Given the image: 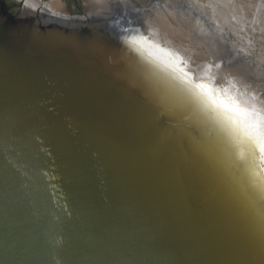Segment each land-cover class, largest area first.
<instances>
[{
    "label": "bare ground",
    "instance_id": "6f19581e",
    "mask_svg": "<svg viewBox=\"0 0 264 264\" xmlns=\"http://www.w3.org/2000/svg\"><path fill=\"white\" fill-rule=\"evenodd\" d=\"M14 1L21 6L0 88L12 91L32 67L52 76L36 92L44 96L37 110L44 139L33 141L43 155H22L32 169L34 161L41 166L26 177L31 183L14 211L33 253L52 247L56 264H264V184L234 166L221 124L159 67L186 73L218 95L226 89L264 112V87L233 75L264 82L261 70L241 61L228 71L220 49L213 57L218 35L207 48L192 47L191 65H181L197 38L186 11L205 13L203 6L196 0L177 6L176 0ZM221 1L212 16L257 20L255 58L264 66V0ZM210 49L200 70L198 56ZM89 55L93 66L79 61ZM198 70L204 76L196 80ZM257 174L264 177V169Z\"/></svg>",
    "mask_w": 264,
    "mask_h": 264
},
{
    "label": "water",
    "instance_id": "95a60500",
    "mask_svg": "<svg viewBox=\"0 0 264 264\" xmlns=\"http://www.w3.org/2000/svg\"><path fill=\"white\" fill-rule=\"evenodd\" d=\"M17 5L21 6V2L0 0V68L11 44ZM79 61H89L93 66L92 55L79 58ZM48 74L45 78L42 68L32 67L12 91L0 88V264H56L52 257L54 248L45 245L43 253L37 257L27 246L14 212L15 206L24 198V189L31 183L26 177L33 178L37 166H41L34 161L32 169L23 162L22 155L28 152L39 158L43 155L39 150L41 144L34 142L33 138L44 139L37 119L38 106L44 96L38 97L36 92L38 88L43 91L47 81H52L51 73ZM2 167H7V172L3 173Z\"/></svg>",
    "mask_w": 264,
    "mask_h": 264
},
{
    "label": "snow or ice",
    "instance_id": "6c2138e0",
    "mask_svg": "<svg viewBox=\"0 0 264 264\" xmlns=\"http://www.w3.org/2000/svg\"><path fill=\"white\" fill-rule=\"evenodd\" d=\"M159 67L169 72L191 101L201 105L221 124L230 141L234 166L245 170L254 184H264V177L257 174L258 168L264 169V112L226 95V89L219 90L218 95L214 87L186 79V73L181 76L167 65Z\"/></svg>",
    "mask_w": 264,
    "mask_h": 264
},
{
    "label": "rangeland",
    "instance_id": "374dc122",
    "mask_svg": "<svg viewBox=\"0 0 264 264\" xmlns=\"http://www.w3.org/2000/svg\"><path fill=\"white\" fill-rule=\"evenodd\" d=\"M85 1H88L90 3V0H85ZM196 1L203 6L205 13H202V12L198 13L199 11H194L195 9L194 10L191 9L190 11L189 10L186 11L187 15H192L195 18V22L193 25L190 26V29L194 30V33L196 34L197 38H194V42H191V45H189L188 49H186L187 52L185 51V53L182 56H180L181 57V59H180L181 65L182 66H186L187 64L191 65L189 58L194 55V51H193L194 48L197 46H198V48H201V47L207 48V47L211 46L212 43L214 42V35L215 36L218 35V37H220L222 41L218 39L219 44L221 46L220 47L218 46L219 48L217 49V52H214L215 55L213 56L212 52L214 50H211V49H210L211 52L208 51L206 54H204L205 53V49H204V50H202L204 53H202L198 56V59L201 58L200 63L202 62L201 66H198V68L200 70H201L202 66H206L207 63L210 61V57H209L210 55L217 58L216 53H218V51L220 49L222 51L221 55H220V57H221L220 61L225 62V64L227 65L228 71H229V69H231L230 67H232V65L235 64V62L239 63L241 61H244L243 63L246 64L247 67H250V70H252L254 68H256L257 70L260 69L261 71H257L258 75L264 76V70H263L264 66L258 67L257 62H256V58H255V56H256L255 54H257L260 50L259 38L256 36L257 34H254L255 28H253V27H255L254 24L256 25V23H258L257 20L255 21L252 18L243 19L240 16H238V18H233V17H230L229 15L228 16L226 15L223 17H215L214 15L212 16V12L216 7H220L219 5L222 4L221 0H196ZM152 2L157 4V5L160 4L158 0H156V2H155V0H152ZM180 2H181V0H176L175 6H177ZM161 5H168V4L163 3ZM39 6H40L39 4L36 5L35 9L36 8L38 9ZM171 6L175 8L174 5H171ZM172 7L170 8V10H171L170 12L175 13V11H174L175 9H173ZM182 9H184L183 6L180 10H182ZM182 12H184V11H178V14H180ZM197 14H199V15H197ZM231 18H233V19H231ZM244 22H245V24H243ZM248 23H250V24H248ZM240 25H242V27L245 26L243 31L241 30V28H239V27H241ZM202 31H206V33L205 32L203 33ZM212 34H213V36H212ZM207 36H208V38H207ZM211 36L213 37V39ZM204 37H206V39ZM238 39H239V41H237ZM245 39L246 40L249 39V44L247 46H246V43L244 42ZM216 43L218 44V42H216ZM217 44H215L216 48H217ZM192 47H194V48H192ZM242 49H243V52H241ZM236 55H237V57H236ZM206 59H208V60H206ZM177 61H178V59H177ZM176 63H178V62H176ZM230 63H231V65H230ZM252 67H254V68H252ZM233 75L241 78L242 80H247L246 83H250L258 89H260L261 87H264V82H262V78L260 80V77L257 80V78L255 79L253 76L249 77V75H246V76L245 75H239L238 73H234ZM201 76H204V75H203L202 71H199V70L196 71V73L194 74V77L196 80H198ZM210 77L212 78V76H210Z\"/></svg>",
    "mask_w": 264,
    "mask_h": 264
}]
</instances>
